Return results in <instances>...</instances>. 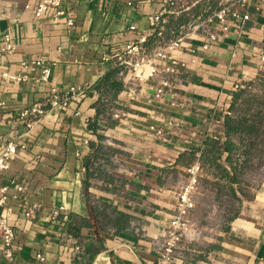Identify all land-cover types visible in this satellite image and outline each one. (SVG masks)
I'll return each instance as SVG.
<instances>
[{
    "label": "crops",
    "instance_id": "obj_1",
    "mask_svg": "<svg viewBox=\"0 0 264 264\" xmlns=\"http://www.w3.org/2000/svg\"><path fill=\"white\" fill-rule=\"evenodd\" d=\"M161 1L137 0L130 5L122 0H78L70 13L74 23L68 26L66 17L54 21L49 12L36 17L37 0H0V31L11 33L17 44L5 68L31 77L4 84L0 76L7 102L0 110V141L10 132L12 114L49 95V85L33 79L41 69L31 66L24 71L21 62H54L51 81L61 91L95 84L88 99L46 115L33 130L28 148L0 177V190L9 185L8 221L16 230L15 262H6L0 251V264H39L38 253L46 257L41 264H155L156 245L179 199L165 183L166 169L178 167L189 146L223 128L236 83L243 75L256 78L264 68L260 0L245 28H235L229 39L211 50L201 52L203 38L198 33L183 40L176 56L187 66L177 106L169 98L155 99L154 82L135 76L122 80L124 89L114 100L110 97V108L99 114L98 100L105 95L96 89L98 83L132 55L131 46L150 30L149 17L160 10ZM96 122L103 141L88 128ZM107 151L110 158L105 160ZM93 158L104 162L98 173L92 170ZM16 184L23 186L22 193ZM26 202L41 206L38 225L24 218ZM61 204L67 208L66 217L48 228L52 209ZM119 214L128 217L127 225L116 224ZM260 220H239L236 239L198 264H264ZM76 245L81 253L75 251Z\"/></svg>",
    "mask_w": 264,
    "mask_h": 264
},
{
    "label": "built area",
    "instance_id": "obj_2",
    "mask_svg": "<svg viewBox=\"0 0 264 264\" xmlns=\"http://www.w3.org/2000/svg\"><path fill=\"white\" fill-rule=\"evenodd\" d=\"M78 0H37L34 7V15L41 17L44 12L51 13V18L54 21H59L66 17L68 26H72L74 21L70 15L73 3ZM127 4H132L137 0H122ZM179 0H162L160 10L149 17L150 30L139 35L136 43L131 46L132 55H136V65H132L127 60L119 64L117 67L120 70L119 78L127 80L135 77L140 81H152L155 85L154 98L162 100L169 98L172 106L178 105V91L183 85V74L187 64L181 61L176 52L182 47L183 40L198 33L203 38L201 52H206L216 47L220 43L229 39L234 29L243 30L248 22L252 20L251 9L256 7L260 0H225L220 3V8L216 10H204L208 13L205 19L189 28L185 24H180L177 30L173 31L171 25L174 17L186 12L190 9L183 8L176 10V5ZM202 0H196L192 5L199 3ZM26 9H30L31 5L27 3ZM207 7V6H206ZM209 11V12H208ZM131 30H135V26H130ZM179 31V30H178ZM175 33L166 39L167 33ZM168 38V37H167ZM0 69L5 68L6 58L16 52L17 44L14 42L11 33L0 31ZM194 51V50H191ZM54 62H49L45 59H32L21 62V67L24 71L29 70L31 66H36L41 69V75L38 78H33L38 84L45 83L49 85V95L46 99L33 103L23 109L17 110L8 119L10 132L8 136L0 141V177H2L11 167L13 161L16 160L18 154L22 150H26L31 142V136L35 127L41 120L54 111L64 110L71 107L74 102H81L90 96L95 84H85L81 87L70 86L67 90L61 91L53 85L51 81L52 71L55 67ZM123 65H132L135 68V75L132 73L125 74L121 69ZM145 66H148L149 72L146 73ZM131 72V71H129ZM0 76L4 84L10 81L23 83L31 80V77L26 73L13 74L6 68L0 71ZM250 80L246 75L242 76V80L236 83L235 89H239L243 81ZM105 100V99H104ZM107 101V100H106ZM7 107L4 90H0V110ZM89 145L88 142L85 143ZM91 153V148L89 149ZM77 156L82 157L83 152L77 150ZM92 162L95 166L104 162L101 159L93 158ZM14 181L10 182L13 184ZM18 193L24 191L23 186L15 185ZM192 182L187 183L182 187L179 194V199L176 203L175 211L170 218L168 228L164 237L175 240L179 236L185 234L189 229V218L195 204L192 199ZM9 193V185H5L0 190V207L3 208L0 214V251L3 259L8 263L15 262L16 259V230L8 221L12 214V209L6 208L7 196ZM42 211L40 205L26 202L24 204V218L38 225V215ZM67 208L64 204L56 205L51 211L50 222L46 224L48 228L60 224L62 217H66ZM81 246L76 245L75 251L81 253ZM158 253V252H157ZM156 257L155 264H170L169 258L164 254L159 253ZM102 256V255H101ZM100 256V259L103 257ZM39 264L46 261L43 253L36 255ZM99 258H97L98 260ZM97 260L95 263H97Z\"/></svg>",
    "mask_w": 264,
    "mask_h": 264
},
{
    "label": "rangeland",
    "instance_id": "obj_3",
    "mask_svg": "<svg viewBox=\"0 0 264 264\" xmlns=\"http://www.w3.org/2000/svg\"><path fill=\"white\" fill-rule=\"evenodd\" d=\"M219 1L225 3V0ZM194 2L196 0L178 1L176 10L190 9L171 19L173 31L181 32L180 24L193 26L203 21L204 10L208 7L212 11L217 9L212 0H202L195 6L192 5ZM175 35L174 32L167 33L166 39ZM136 55H129L127 61L136 65ZM132 65H123L121 69L134 76L136 72ZM145 69L148 73L150 68L145 66ZM234 93L237 95H232L225 118L229 117L231 126L238 130L227 135L224 122L220 131L190 144L178 167L166 169L165 183L178 195L183 186L192 182L191 197L195 204L185 234L175 240L164 236L158 240L157 256L164 254L170 264L208 262L230 240L236 239L239 220H264V68L256 78L243 81ZM104 97L108 108L109 97ZM227 141L234 143L230 162L226 161ZM106 154L103 158L108 160L109 152ZM111 163V167L114 166V162ZM99 168L94 165L92 170L98 173Z\"/></svg>",
    "mask_w": 264,
    "mask_h": 264
},
{
    "label": "trees",
    "instance_id": "obj_4",
    "mask_svg": "<svg viewBox=\"0 0 264 264\" xmlns=\"http://www.w3.org/2000/svg\"><path fill=\"white\" fill-rule=\"evenodd\" d=\"M219 0H212V3L214 5L215 8L219 9L220 7H218L219 4ZM208 16V13H206L205 17ZM119 73L120 70L118 68L112 70L111 72H109L108 74H106L104 76V78L98 83L97 86V90H100V92H102L105 96H109V98L111 97L113 100L118 96V94L124 89V84L122 82V80L119 78ZM234 96L237 95L236 93L233 94ZM103 97V96H102ZM99 102V107H98V113L102 114L104 113L108 108L105 106L106 103L104 102V100L100 97V99L98 100ZM110 108V107H109ZM92 132L96 133L98 140L99 141H103L104 140V136H102L101 134H99L98 132V125L97 122L96 123H92L89 125L88 127ZM225 132L227 135L230 134L231 131H237L238 127H232L231 126V122H230V118L226 117L225 118ZM226 145V153H227V157H226V161L230 162V152L232 151V147L234 146L233 142L227 141L225 143ZM90 148L94 150V146L91 144ZM184 155V154H183ZM182 155V156H183ZM181 156V157H182ZM180 157V158H181ZM180 158L178 159V163L180 164ZM90 157H88L85 160V164H86V168L87 170L90 167ZM86 186H89V182H86ZM120 218L118 220H116V224L117 225H122L125 226L126 221L128 220V217L124 214H119Z\"/></svg>",
    "mask_w": 264,
    "mask_h": 264
}]
</instances>
